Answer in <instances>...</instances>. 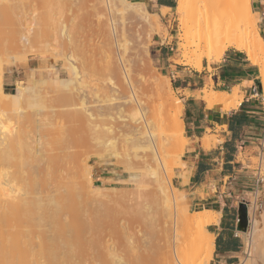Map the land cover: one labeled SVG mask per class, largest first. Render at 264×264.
<instances>
[{
    "label": "bare ground",
    "instance_id": "obj_1",
    "mask_svg": "<svg viewBox=\"0 0 264 264\" xmlns=\"http://www.w3.org/2000/svg\"><path fill=\"white\" fill-rule=\"evenodd\" d=\"M28 1L30 4V0H24V2L0 0L1 5L8 7L5 11L6 13L2 12L3 14L0 13V15L2 14L5 20L15 21V24L20 25V28H22V35L16 40L18 45L21 43L25 46L27 44L32 46L34 42L29 36V31L36 21V13L34 8L27 5ZM121 1L123 2L121 10L124 14L136 16L134 18H139L143 25L151 27V30L156 29L155 24L160 19L159 14L148 11L142 2L137 1V4L140 5L139 8H133V5L136 6V4L132 1ZM100 3L106 5L109 11L113 12L114 0H100ZM213 9H216L219 14L218 20L210 19ZM7 10L9 11L7 12ZM169 10L170 8H163L162 14L166 15ZM176 14L180 22L184 21V16L189 15L192 18V22L198 27L197 39L192 38L191 40L187 29L179 34V38L182 41L180 48L184 50V61H182L184 64H193L196 69L201 70L204 59H207L209 63L219 61L229 48L245 51L249 60L254 65L261 67L260 87L264 97V34L261 33L260 29L261 17L254 12L252 0H177ZM5 20H3V23ZM11 22L9 23L8 20L7 24H11ZM106 25L108 29L106 34L108 33V36L111 37L112 45L115 48L117 47V49L124 48L126 50L127 48L128 50L127 45L124 42L121 43L122 39L120 40V35L118 34L119 30L117 29L115 17L111 16ZM101 27L103 30L106 28L103 25ZM67 37L71 39V36L67 35ZM195 40L198 42V49L193 51L191 47ZM0 42V45H2L1 40ZM33 45H36V43ZM38 46L34 47L37 49ZM39 48L41 47L39 46ZM115 48L112 50L115 56H113L114 54L109 56H111L110 59L113 57L116 60L106 61L105 66L107 65V68L104 67V69L106 68L104 71L107 73V78H110L105 82L106 84L103 82L104 85H101V88L98 84L101 90H103V87H105L104 90L108 88V92L104 93L107 98H104L105 95H103L102 99L104 98V100H101L99 98L101 95H98L101 90L98 89L97 91L99 92L97 94V91L93 88L97 102L100 105L95 109H91L84 95L78 103L80 110L78 106L76 107L78 111L71 109L69 117H72L70 115L75 113V121L82 122V125H85L87 129L93 132L94 137H99L101 133L109 135L113 132V125H107V119L109 121L111 119L119 120V128L122 130L121 134L127 141L125 142L123 139L125 144H127L125 145L127 152L129 153L131 148L135 157H140L143 173L147 176L149 175L154 184V187L146 195V207L155 209L165 223L176 224V221L180 220L185 225H191L190 228L178 233L175 230L173 231V227H168L170 229H167L163 225L162 230H168L169 232H161L165 236L166 242L165 244L163 243V246L157 248V253H153L151 249L152 253L145 254L143 252L134 261L126 262L118 249L111 243L113 237L105 232V226L101 225V220L99 221L95 218V222H93L94 220L92 219V221L90 218L81 219L82 211L80 208L77 209L75 193L79 189L82 190L83 181L88 180L90 183L91 179L83 180V172L77 165V181L68 183V195L59 192L65 190L64 186H66V183L64 179H66V174L74 172L69 165L75 161V158L72 160L74 156L66 152L69 146L64 144L65 140L71 142V136L67 135L70 132L67 130L66 134L64 132L65 127H58L59 129L57 128V130L59 131L56 133H59V135L56 141L60 140L55 142L56 146L52 143V140L48 142L42 140H36L35 143L27 142L20 136V132H17V135H19L18 139L16 135V138H13L14 141L16 139V143H14V141H11L12 137L5 136L7 134L4 126V130L0 128V264H210L215 249V235L212 232L205 238H202L201 235L208 230L209 225L218 222L219 213L210 209H203L196 211L197 214H190L188 212L189 203L188 205L186 203L188 197L184 190L176 194L173 190V185L169 184L170 182H166L163 176V172L169 164L167 156H170L171 153L174 156H180L177 161L179 165L184 164L182 155L189 142L184 132L185 126L182 118L184 105L182 102H177L172 96V85L168 78L164 76L165 78L163 79V75L161 78V76L157 77V73H154V75L152 73L150 75L152 77L147 75L146 77H149L147 79L144 76L146 80L139 81V84H137L138 81L136 82L127 65L131 63L129 61L130 58L127 61V56L125 55V59L124 53L122 54L121 52L122 49L119 50L120 52L118 51L122 54V57H120L121 55L116 53L117 49ZM2 49L4 50V48ZM2 49L0 48V50ZM41 49L44 51L43 48ZM197 51L200 54L198 55V62L195 64L192 58ZM0 57L3 58V54L0 53ZM2 60L0 59V106L4 104L3 98L8 97L16 108L23 94L34 95V87L29 83L24 87H17L13 93L5 91L3 86L5 72ZM74 65L72 64L71 67L73 77L82 86L78 85V87L83 89L84 86L81 82L84 83V81H80L81 77L79 76L81 75ZM208 67L211 68V65ZM106 73L104 72V74ZM115 76L119 79L117 83L116 79H113ZM77 84L79 83L77 82ZM202 97L208 108L221 106L227 112L239 106L244 94L240 91L239 86L234 87V90L229 92L216 90L209 85L202 89ZM37 99L38 97H36ZM119 99L120 101L123 99V102L119 103L117 101ZM33 100H31V104H34ZM37 102L40 104L39 100ZM74 103L76 104V102H73V105L76 106ZM0 117V121L3 122V114H0ZM66 117L69 123L70 118H68V115ZM72 118L70 119L71 121ZM68 123L66 122V124ZM3 125L4 123H2ZM121 125L122 127H120ZM50 129L53 130L55 128ZM65 135L70 139L64 138ZM9 140L14 143V146H16L18 140L17 146H20V152H17L19 151L17 148V151H15V148V150H6L8 145L10 146L11 144ZM203 143L208 147L211 144V137L205 136ZM57 145L58 147L61 146L58 152H56ZM52 147L53 150L55 149L54 152ZM26 149L28 153L29 151L31 154L33 153V155L30 154L31 158L28 160H24V153L27 152H24V150ZM138 150H142L146 154L140 156ZM128 153L126 154L129 156ZM32 158L37 164L33 165L32 161L31 165L36 169L39 177L32 178L31 182L28 183L22 170L24 164ZM139 175L140 173L134 172L131 173L130 177L132 179H140L138 178ZM52 180H57L58 186H55L56 189L51 188ZM89 183L83 185H86V187L88 185L90 188L92 184ZM39 187L48 191L46 197L41 194V191L38 192ZM3 192H5L6 196L8 195L6 199L2 197ZM56 192H59V195H56ZM29 194H31L30 197L32 198L27 196ZM74 204L77 206L75 207ZM66 214H70L71 220L67 221L63 218ZM10 221H13L14 224L12 227H7L6 223ZM16 223H27L28 229H23ZM239 225H241L240 221ZM33 226H37L39 229L34 230ZM165 227L166 229H164ZM248 227L243 230L245 231L243 233L247 236L246 246L249 252L253 237L250 229L246 231ZM162 235L160 234V236ZM109 236L110 238H107ZM188 240L195 242L193 248H187L183 244ZM145 250H148V247ZM204 251L205 255L203 254Z\"/></svg>",
    "mask_w": 264,
    "mask_h": 264
},
{
    "label": "rangeland",
    "instance_id": "obj_2",
    "mask_svg": "<svg viewBox=\"0 0 264 264\" xmlns=\"http://www.w3.org/2000/svg\"><path fill=\"white\" fill-rule=\"evenodd\" d=\"M18 1L24 2V0ZM114 2L115 6L113 7V12H110L106 5L100 3V0H30V4L29 1L28 3L25 2L27 5L34 8L36 13V21L29 31V36L32 42H34L32 46L30 44L25 46L21 43H19V45L16 43L17 38L22 35V28H20V25L15 24V21L13 22L12 20L11 22L8 18L11 24H7L8 20L2 17V12H5L8 7L0 3V13H2L0 15V40L2 41L0 48H4V50L2 49L3 51L0 50L2 51L0 53L3 54V58L0 57V59H3L2 61L4 63V90L13 93L17 87H24L30 83L34 87L33 94L35 95L32 94L35 97L34 99L30 94H23L16 108L10 98H3L4 104L0 106V114H3V122H0L4 123V125L2 126V123H0V128L4 130L3 127L5 126V133L7 134L5 136L12 137V140L10 139L11 141H14L13 138H16V136L18 139L19 135H17V132H20V136L27 142L35 143L36 140L48 142L52 140L54 145L56 144L55 142L60 140L56 141L59 135V133H56L59 131L57 130L58 127H65L66 129L64 132L67 130L70 132L68 134L66 132V134L68 136L70 135L71 137H69L73 141L65 135L64 138L70 139L71 142L65 140L64 144L69 146L66 152L74 156L72 160L75 158V161H73V163L71 162L73 165H69V167L73 168L74 172L66 174V179H64L66 183V186H64L65 190L59 192L68 195V183H75L77 181L76 167L78 166L83 172L82 179H91L90 183L92 184L90 189L88 185L87 187L83 185L89 183V181H83V187L81 186L82 190L79 189L78 192L75 193L78 206L74 205L75 207L77 206V209L80 208L82 211L81 219L90 218L94 220L97 218L99 221L101 220L100 223L105 226V232L111 234L113 237L111 240L113 246L118 249L126 262H132L143 252L145 254L149 252L152 253V249L154 253L159 246L165 244L166 239L162 233L166 230H162L164 227L163 225H165L167 229H170L168 227H173V231L175 230V232L178 233L186 231L191 225H185L180 220H177L176 224L165 223L155 209L146 207V195H148L154 187V184L152 183V178H149V175L147 176L143 173L144 170L142 169V164H140V157H135L131 148V150L129 149V153L127 152L128 150L125 147V145H127L125 142L127 141L121 134L122 130L119 128V120L111 119L109 121L107 119V125H113V132L109 135L101 133L99 137H94L93 132L87 129L85 125H82V122L75 121V113H70V116L74 118L69 117V111L71 109H73V111H78L76 107L84 95L91 109H95L100 105L99 102H97V97L93 88L97 91L101 88V85H104L103 82L105 83L110 78H107V73L104 70L107 68V65L105 66L106 61L111 62L110 60L113 59V57L110 59L111 56L109 55L114 54L112 50L115 48L110 41L111 37L108 36V33L106 34V30H108L106 23L111 16H114L117 22L118 34L120 35V40L122 39L121 43L124 42L128 47V50L127 48L125 50L124 48L117 49L116 47L115 49H117V52H115L121 55L120 57H122L124 53V57L125 55L127 56V59L125 57L127 61L130 58L129 61L131 63L125 62L130 63L126 64L130 68L129 70L135 77L136 82L138 81L137 84H139V81L146 80L145 77L147 75L152 77L150 76L152 73L153 75L157 73V77L161 76V78L163 75V79L165 77L168 78L172 85V96L177 102L179 101L182 103V92L177 91L175 82L172 80L174 72L183 70L187 67L191 70L198 69H196L193 64H184L182 62L184 61V50L180 48L182 41L179 38V34L181 31L184 32V30L187 29L191 40L192 38L197 39L198 27L192 22V18L189 15L184 16V21L180 22L176 14L175 6L172 13H170L169 10L166 15L162 14V16H160L157 23L155 21L156 29H154L155 31L152 29V31L151 27L143 25L139 18H134L136 16L124 14L121 10L123 8V2L121 0H114ZM132 2L136 4V6L133 5V8H139L140 5L137 4V1ZM8 11L9 10H7V12ZM212 13L210 14V19L218 20L219 14L216 12V9H213ZM3 20H5L4 23ZM101 24L104 28L106 27L104 30ZM261 33L264 34V27H262ZM67 35L69 37L71 36L72 40L68 38ZM35 43L43 48L44 51H42L38 45L36 49L35 47L37 46L33 45ZM197 43V40L192 43L191 49L193 51L198 49ZM121 49L122 54L119 53ZM233 49L236 50V48H229L228 50ZM238 50L244 57L248 58L245 51L237 49V51ZM199 54L200 52L197 51L196 55L192 58L193 63L196 64L198 62L197 59ZM113 56H115V54ZM247 61L254 65L249 58ZM108 62L107 64H109ZM216 62L220 61H212L209 63L207 59H204L203 67L198 71H203L204 65L210 66L212 63ZM72 64H75L74 66L77 67L81 75L79 76L81 77L80 81H84V83L81 82L84 86L83 89L78 87V85L80 86V82L75 81L73 77L71 71ZM104 67L106 68L104 69ZM254 67V75L257 76V78L254 81L253 92L256 94L257 102L264 106V97L262 95V88L260 87L261 67L258 65H254ZM208 69L210 71L212 70L209 67ZM104 72L106 74H104ZM10 76L12 77L13 84L7 83ZM149 77L146 78L149 79ZM117 78L116 76L113 78L116 79V83L119 82ZM77 82L79 84H77ZM104 88L105 87H103V90L100 89V92L97 91V94L99 92L100 94L98 95H101V97L99 96L101 100L107 98V95L104 93L108 92V88L106 87L107 89H105L107 91H105ZM198 93L202 96V89L199 90ZM103 95L105 96L102 99ZM36 97H38L37 100L40 101V104L37 102ZM31 100H33L34 104H31ZM71 101L72 103L70 104ZM117 101L120 103L123 102V99ZM73 102H76V104L74 103L76 106L73 105ZM79 108L78 106V109ZM67 115L68 118H72V121L69 119V123L67 121L68 119L66 120ZM61 116L63 117L62 119ZM66 122L68 124H66ZM120 127H122V125ZM50 128H55L56 131ZM211 138L215 142L217 141L216 136H211ZM10 140L9 142L11 143ZM15 141L14 143H16ZM14 143H11L12 145L10 144V146L8 145L6 150L20 148V146H17L18 140L16 144L17 147L13 145ZM60 147L57 148L56 152H58ZM17 149L15 151H17ZM17 152H20V149ZM24 152V160L30 159L31 155H33L30 151L28 153L27 149L24 150ZM126 153H128L129 156ZM138 153L140 156L146 154L142 150H138ZM179 158L180 156H174L172 153L170 156H167L169 164L163 172V176L166 182H170L169 184L171 185H173L172 179L174 176V169L180 166L177 163ZM33 159L34 158L29 162L27 161L22 170L28 183L31 182L32 178L38 175L36 169L31 165ZM254 163L258 171L256 184L254 189H252L254 193L247 201L241 202L247 204L250 225L246 231L249 229L252 231L253 242L248 252L246 246L247 236L242 232L245 246L237 264H264V156H262V158H255ZM36 164L37 162L34 160L33 165ZM134 172L140 173L138 177L140 179H132L130 177L131 173ZM87 173L91 176H87ZM82 179L80 178V180ZM58 180H60V178H58ZM55 186H58L57 180H52L51 188L56 189ZM172 187L176 194L181 191L174 185ZM39 188L38 192L41 191V194L46 197L48 191L43 190L42 187ZM59 192L55 194L59 195ZM7 196L5 192H3L2 197L6 199ZM27 196L32 198L30 197L31 194ZM186 203L187 205L189 203L188 212L190 214H197L195 206L191 204L188 198ZM63 218L68 221L71 220L72 217L70 214H66ZM99 221L97 222L99 223ZM93 222H95V220ZM13 224L14 222L10 221L6 223V226L12 227ZM17 225H20L19 227L23 229H28L27 223ZM33 227L35 228L34 230L39 229L37 226ZM166 227L164 229H166ZM167 231L165 233H167ZM160 234L162 236H160ZM209 234L210 231L206 230L201 237L205 238ZM107 238H110V236ZM194 243V241L188 240L183 244H185L187 248H193ZM144 244L146 245L143 247ZM147 247L148 250H145ZM203 254H206L205 251Z\"/></svg>",
    "mask_w": 264,
    "mask_h": 264
},
{
    "label": "crops",
    "instance_id": "obj_3",
    "mask_svg": "<svg viewBox=\"0 0 264 264\" xmlns=\"http://www.w3.org/2000/svg\"><path fill=\"white\" fill-rule=\"evenodd\" d=\"M142 2L148 11L162 16L163 8L173 12L176 0H132ZM264 27V0H252ZM237 49L228 50L219 60L204 65L203 71L188 67L174 72L172 80L181 91L185 135L189 139L183 165L174 169L173 185L186 193L195 211L210 209L219 213L218 222L208 226L215 235L210 264H237L245 246L239 227V207L254 193L257 169L254 159L264 156V106L254 91L255 67ZM7 83L13 84L10 76ZM212 83V84H211ZM206 85L232 92L239 86L244 94L237 108L224 111L208 108L198 93ZM219 107V108H218ZM218 108V109H217ZM217 109V110H216ZM205 136H216L206 147Z\"/></svg>",
    "mask_w": 264,
    "mask_h": 264
},
{
    "label": "water",
    "instance_id": "obj_4",
    "mask_svg": "<svg viewBox=\"0 0 264 264\" xmlns=\"http://www.w3.org/2000/svg\"><path fill=\"white\" fill-rule=\"evenodd\" d=\"M239 225L241 230H245L249 226L248 208L246 203H241L239 207Z\"/></svg>",
    "mask_w": 264,
    "mask_h": 264
},
{
    "label": "trees",
    "instance_id": "obj_5",
    "mask_svg": "<svg viewBox=\"0 0 264 264\" xmlns=\"http://www.w3.org/2000/svg\"><path fill=\"white\" fill-rule=\"evenodd\" d=\"M175 6H176V5H175ZM175 6H174V7H175Z\"/></svg>",
    "mask_w": 264,
    "mask_h": 264
}]
</instances>
